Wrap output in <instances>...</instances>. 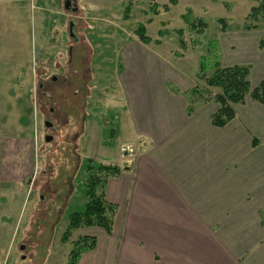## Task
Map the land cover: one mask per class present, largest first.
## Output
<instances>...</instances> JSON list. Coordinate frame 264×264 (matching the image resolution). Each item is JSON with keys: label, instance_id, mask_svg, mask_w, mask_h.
<instances>
[{"label": "crops", "instance_id": "obj_1", "mask_svg": "<svg viewBox=\"0 0 264 264\" xmlns=\"http://www.w3.org/2000/svg\"><path fill=\"white\" fill-rule=\"evenodd\" d=\"M67 6V0H0L10 42L27 55L34 31L46 64L65 63L74 40ZM258 31L229 24L215 36L225 58L220 68L246 67L251 87L264 81V49L258 46L264 32ZM121 49L124 70L133 73L117 74V125L109 144L106 134L95 132L86 155L121 169L105 186L116 213L110 234L97 227L72 232L70 241L85 236L96 242L76 264H264V107L247 98L232 106L231 122L214 127L218 105L190 96L196 73L187 83L183 74L184 82L170 72L185 58L156 61L132 54L126 43ZM124 145H132L135 155L122 157ZM66 227L67 220L57 255L68 245L60 242Z\"/></svg>", "mask_w": 264, "mask_h": 264}, {"label": "rangeland", "instance_id": "obj_2", "mask_svg": "<svg viewBox=\"0 0 264 264\" xmlns=\"http://www.w3.org/2000/svg\"><path fill=\"white\" fill-rule=\"evenodd\" d=\"M67 1V8H76L72 11L76 41L68 42L65 63L55 67L43 60L34 31L29 54L14 47L7 15L0 7V264H55L56 260L65 264L70 239L60 255L56 247L68 214L80 211L86 201L82 180L87 152L95 132L108 134L116 128L122 104L117 74L126 78L133 73L131 68L124 70L120 47L126 43L132 54L156 61L185 58L173 62L170 72L184 82L178 77L183 74L187 83L195 72L192 89L197 86L213 95L218 89L207 88L197 75L211 77L216 66L225 64L215 38L216 21L243 25L254 5L251 0H177L163 12L161 7L169 0H153L160 12L152 16L151 0ZM186 12L190 21L200 20L207 29L191 33L182 19ZM139 25L160 48L137 40L133 32ZM258 28L256 34L263 35L264 20ZM178 29L185 32L183 49ZM50 51L45 46L46 56ZM51 74L56 77L53 82ZM111 144L116 146V138Z\"/></svg>", "mask_w": 264, "mask_h": 264}, {"label": "trees", "instance_id": "obj_3", "mask_svg": "<svg viewBox=\"0 0 264 264\" xmlns=\"http://www.w3.org/2000/svg\"><path fill=\"white\" fill-rule=\"evenodd\" d=\"M254 5L250 8L244 18L243 28L246 30L258 27L260 20H264V0H251ZM177 0H169L168 4L163 5L161 10L168 12L172 6H175ZM129 10V7H127ZM126 10V12H128ZM148 11L152 16L159 15V7L153 0ZM190 12L182 15V19L188 30L192 33H202L207 29V24L200 20H189ZM150 21V20H149ZM218 31L223 32L227 28V22L219 19L216 21ZM159 35L164 32L159 31ZM179 38V44L183 49L185 47L182 39L185 33L183 29L176 31ZM133 35L143 45L150 43L159 44L146 35L143 25H139L133 32ZM260 49H264V38L259 41ZM198 79L205 80L207 88L218 89L216 94L211 95L207 90L195 89L190 91V96L203 101H213L218 105L217 111L211 117V124L214 127L222 128L234 119L233 105L242 104L247 98L257 102L264 107V81L255 87H251L248 81V69L246 67L232 66L220 68L216 66L211 77H204L198 74ZM201 90V91H199ZM112 138V130L106 134L108 144ZM121 169L115 165L96 162L86 158L84 168L85 178L82 180L84 188V197L86 202L80 211L71 212L67 216V227L61 236V242L67 243L73 231L82 228L97 227L102 229L106 234L112 232L113 218L116 213V206L106 200L105 186L109 179L116 178ZM95 239L92 237H81L71 241V249L68 253L65 264H76V260L81 253L90 251L95 247Z\"/></svg>", "mask_w": 264, "mask_h": 264}, {"label": "built area", "instance_id": "obj_4", "mask_svg": "<svg viewBox=\"0 0 264 264\" xmlns=\"http://www.w3.org/2000/svg\"><path fill=\"white\" fill-rule=\"evenodd\" d=\"M120 151L129 156H133L135 154L134 147L132 145H124L121 147Z\"/></svg>", "mask_w": 264, "mask_h": 264}, {"label": "flooded vegetation", "instance_id": "obj_5", "mask_svg": "<svg viewBox=\"0 0 264 264\" xmlns=\"http://www.w3.org/2000/svg\"><path fill=\"white\" fill-rule=\"evenodd\" d=\"M68 2V1H67ZM71 10H73V11H75L76 9L73 7V8H70ZM71 27V26H70ZM72 36H73V34H71ZM73 39L76 41V37H73ZM50 77V79H51V81L53 82V81H55L56 80V77L55 76H52V75H50L49 76ZM42 85H40L39 87H41ZM48 97H50L51 98V96H50V94L48 95ZM52 112V110H50V113ZM45 125H46V127H48V129H50V128H52V125L51 124H49V123H46V122H43ZM47 140H50V141H52L49 137H47ZM26 245H24V247H25ZM24 249L25 248H23V251H24Z\"/></svg>", "mask_w": 264, "mask_h": 264}, {"label": "water", "instance_id": "obj_6", "mask_svg": "<svg viewBox=\"0 0 264 264\" xmlns=\"http://www.w3.org/2000/svg\"><path fill=\"white\" fill-rule=\"evenodd\" d=\"M21 249H23V247H21Z\"/></svg>", "mask_w": 264, "mask_h": 264}]
</instances>
